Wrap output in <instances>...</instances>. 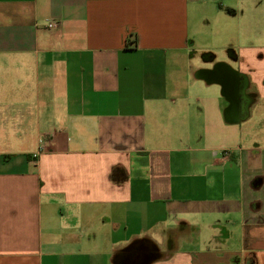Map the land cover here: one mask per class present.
Segmentation results:
<instances>
[{
	"label": "crops",
	"instance_id": "1",
	"mask_svg": "<svg viewBox=\"0 0 264 264\" xmlns=\"http://www.w3.org/2000/svg\"><path fill=\"white\" fill-rule=\"evenodd\" d=\"M134 246L264 264V0H0V264Z\"/></svg>",
	"mask_w": 264,
	"mask_h": 264
},
{
	"label": "flooded vegetation",
	"instance_id": "2",
	"mask_svg": "<svg viewBox=\"0 0 264 264\" xmlns=\"http://www.w3.org/2000/svg\"><path fill=\"white\" fill-rule=\"evenodd\" d=\"M145 255L147 258L151 257V253L148 249L145 253H143L139 250V246H134L130 248L126 254L119 258L117 264H142L145 260H147V258H144Z\"/></svg>",
	"mask_w": 264,
	"mask_h": 264
},
{
	"label": "built area",
	"instance_id": "3",
	"mask_svg": "<svg viewBox=\"0 0 264 264\" xmlns=\"http://www.w3.org/2000/svg\"><path fill=\"white\" fill-rule=\"evenodd\" d=\"M55 26H56V24L54 22H49L47 24V27H49V28H52V27H55ZM33 156H36V155H33Z\"/></svg>",
	"mask_w": 264,
	"mask_h": 264
},
{
	"label": "water",
	"instance_id": "4",
	"mask_svg": "<svg viewBox=\"0 0 264 264\" xmlns=\"http://www.w3.org/2000/svg\"><path fill=\"white\" fill-rule=\"evenodd\" d=\"M144 258H147V256L145 255ZM151 261V258H147V260H145V262H143L142 264H148Z\"/></svg>",
	"mask_w": 264,
	"mask_h": 264
}]
</instances>
